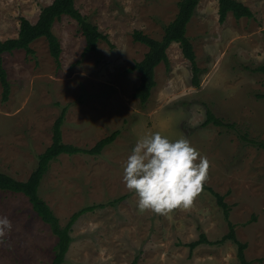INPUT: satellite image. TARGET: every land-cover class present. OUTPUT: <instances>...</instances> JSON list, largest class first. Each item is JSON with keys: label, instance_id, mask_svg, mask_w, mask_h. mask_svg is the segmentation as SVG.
<instances>
[{"label": "rangeland", "instance_id": "374dc122", "mask_svg": "<svg viewBox=\"0 0 264 264\" xmlns=\"http://www.w3.org/2000/svg\"><path fill=\"white\" fill-rule=\"evenodd\" d=\"M53 0H0V41L15 38L19 18L35 23ZM180 0H74L76 9L107 36L93 53L82 56L84 39L76 22L64 16L52 32L61 53L55 63L41 38L23 50L2 54L10 84L6 102L0 86V172L25 181L37 156L51 143L52 125L66 108L65 144L89 149L118 131L98 156L62 155L50 163L38 196L60 227L80 215L70 230L63 264H240L236 245L215 243L228 233L214 197L202 191L188 208L167 215L139 213L134 194L122 183V165L137 139L159 131L170 140L181 136L210 161L204 185L224 197L235 236L246 244L248 264H264V151L242 140H264V0H236L253 18L218 22L217 1L199 0L186 28L199 86L191 82L190 63L176 43L166 50L168 68H155L151 95L142 107L133 93L139 73L126 70L142 60L147 47L133 42L138 30L160 40ZM209 109L233 128L202 126ZM102 206V207H100ZM0 216L12 224L0 242V264H50L57 238L21 194L0 191Z\"/></svg>", "mask_w": 264, "mask_h": 264}, {"label": "trees", "instance_id": "16d2710c", "mask_svg": "<svg viewBox=\"0 0 264 264\" xmlns=\"http://www.w3.org/2000/svg\"><path fill=\"white\" fill-rule=\"evenodd\" d=\"M218 22L221 24L225 21L228 13H231L235 20L241 18L251 19L253 14L251 10L236 0H216ZM199 0H180L177 4L178 11L172 21L163 26V34L160 40L153 39L141 31L134 30L132 32L133 42L140 43L147 47V52L144 54L141 61L134 63L126 71L128 73H139V84L136 87L133 97L137 99L142 107H145L155 82V68L163 63L168 68V58L166 54L167 48L172 43L178 44L182 56L190 63L191 67V82L194 87L199 86V76L201 69L197 67L195 54L192 43L186 36V28L191 18L195 13V9ZM67 16L73 19L79 33L84 39V48L82 56L93 53L97 49V45L101 41L108 43L106 35H103L85 16H83L75 7L74 0H53L48 6L40 10L35 23H31L24 17L19 18L18 33L15 38L0 41V86L2 89L1 100L6 102L10 94V84L7 81V74L2 64V54L11 53L16 50H23L27 55H32L33 50L30 48L31 43L38 39H45L48 46L50 56L55 63L59 62L61 46L59 40L52 32V26L55 21ZM257 72L264 77V63L259 65ZM256 98L264 100V93L256 94ZM66 108H62L60 114L55 119L52 125V136L50 145L37 156L35 168L30 173L25 181H18L12 177L0 172V191L12 194H21L27 198L32 206V210L37 217L46 224L53 235L56 236L57 242L54 247V256L50 264H63L65 256L68 252L71 238L69 236L71 226L77 218L85 212L92 211L93 207H85L76 213L72 214L69 221L64 227H60L58 219L49 208V206L38 196V189L41 180L47 173L50 163L55 161L62 155H88L98 156L104 148L110 145L118 136L119 132L114 131L108 137L99 140L93 147L83 149L71 144H65L62 141V125L65 120ZM212 124L216 127L233 128L234 124L225 123L221 118L216 117L209 109L206 110V120L202 126L205 127ZM243 141L254 146L255 148L264 151V140L254 141L247 140L246 137H241ZM209 192L215 199L216 205L221 209L224 219L227 221L228 233L215 243L209 242L204 234L199 236V239L186 244L189 252H192L201 244H221L226 240L232 241L237 248V258L240 264H248L245 259L244 251L246 244L240 243L235 236L234 225L229 221V206L224 202V197L211 188L203 185V190ZM102 207V206H100ZM136 264V260L132 262Z\"/></svg>", "mask_w": 264, "mask_h": 264}, {"label": "clouds", "instance_id": "9594fccd", "mask_svg": "<svg viewBox=\"0 0 264 264\" xmlns=\"http://www.w3.org/2000/svg\"><path fill=\"white\" fill-rule=\"evenodd\" d=\"M210 161L181 136L170 140L159 131L140 136L122 165V183L136 198L139 213L167 215L188 208L201 194ZM12 228L0 216V242Z\"/></svg>", "mask_w": 264, "mask_h": 264}]
</instances>
